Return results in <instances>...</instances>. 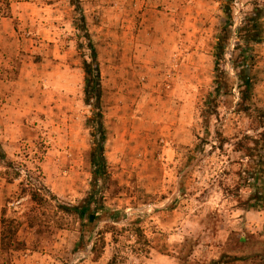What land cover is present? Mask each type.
Returning <instances> with one entry per match:
<instances>
[{
    "label": "rangeland",
    "instance_id": "1",
    "mask_svg": "<svg viewBox=\"0 0 264 264\" xmlns=\"http://www.w3.org/2000/svg\"><path fill=\"white\" fill-rule=\"evenodd\" d=\"M79 1L0 0V264L258 262L232 258L264 256V165L235 151L261 131L264 9L258 44L235 32L264 0Z\"/></svg>",
    "mask_w": 264,
    "mask_h": 264
},
{
    "label": "trees",
    "instance_id": "2",
    "mask_svg": "<svg viewBox=\"0 0 264 264\" xmlns=\"http://www.w3.org/2000/svg\"><path fill=\"white\" fill-rule=\"evenodd\" d=\"M71 4L76 8V10H80V1L79 0H70ZM233 3V0H232ZM264 9V6L260 9L258 7L254 8L252 15H246L243 19L241 25L236 30V34L239 36L238 40L239 42L244 45L248 46L249 44H258L261 40V28L259 24V20L262 14V10ZM80 22L82 28L85 30V22L84 18L81 15ZM85 38L88 42V49L90 50V58L92 59V63H84V74H85V81H86V94L91 95L92 98H95L97 102H99L100 99V84H99V70L97 65L95 64L96 60V53L93 47V44L85 30ZM222 44V40L220 39L218 45H217V52H216V59L220 58L222 55V52L224 51ZM243 63L245 62L244 56H242ZM94 63V64H93ZM239 79L244 86L245 90L243 94L247 93L249 87H250V81L248 77L246 76L244 70H241L239 73ZM242 94V95H243ZM248 97L246 95L242 96V101H246ZM258 120L256 121L257 124H259V131L256 135H250L249 133L243 134L241 138V142L236 145L235 151L241 152L244 151V157L245 159H249V163H253L252 170L248 172H243L247 176V180L251 179L252 181H257V176L259 175L260 168L264 165V111H258ZM99 132L101 133L102 137V126L100 124L99 126ZM99 138L96 144V148L94 153L91 154V162L94 166V175L100 176L103 173L104 170V159L102 156V139ZM241 174V173H240ZM251 200L259 201V198L256 195H253L251 197ZM73 211L79 215L80 219H83L86 215H88V222L93 221V217L95 212H90L89 204L83 206L82 208H74ZM254 258H259L258 262H254L252 264H264V256L263 257H248V258H232V263L234 262H246L248 260H252ZM253 262V261H252Z\"/></svg>",
    "mask_w": 264,
    "mask_h": 264
},
{
    "label": "crops",
    "instance_id": "3",
    "mask_svg": "<svg viewBox=\"0 0 264 264\" xmlns=\"http://www.w3.org/2000/svg\"><path fill=\"white\" fill-rule=\"evenodd\" d=\"M255 216L256 219L259 221L258 223H256L255 225L253 224H248L246 225V227L249 229L250 231V235L252 234H256L258 230L261 231V224L264 223V210H262L261 212H257L256 214L254 213H246V219H250L251 217ZM257 235V234H256Z\"/></svg>",
    "mask_w": 264,
    "mask_h": 264
}]
</instances>
